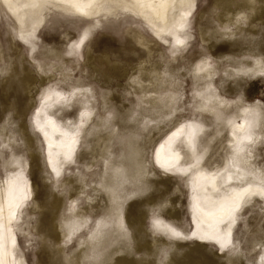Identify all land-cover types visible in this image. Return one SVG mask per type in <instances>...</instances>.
<instances>
[{"label": "rangeland", "instance_id": "rangeland-1", "mask_svg": "<svg viewBox=\"0 0 264 264\" xmlns=\"http://www.w3.org/2000/svg\"><path fill=\"white\" fill-rule=\"evenodd\" d=\"M226 1L233 10L236 3L250 7L246 0H197L187 33L192 37L175 55L139 19L120 16L94 24L82 56H67L69 45L93 21L60 12L47 15L31 52L15 36L13 18L0 8V184L16 167H9L12 156H20L34 187L14 229L17 254L27 264H117L125 255L114 256L121 248L137 264H201L190 256L200 254L207 258L202 264H262V198L244 207L235 246L224 251L213 243L167 237L152 225L154 217L163 216L188 234L194 230L188 178L163 173L153 160V146L177 125L202 119L209 126L206 137L215 139L208 166H221L230 134L223 121L215 122L214 108L222 106L225 116L245 104L264 111V74L254 65L259 61L264 67V15L260 20L249 12L227 15L234 22L222 24ZM204 64L208 68L197 70ZM11 78L31 83L24 94L25 124L4 107ZM208 84L224 100L221 106L199 94ZM46 87L64 97L76 91L63 110L69 120L77 122L84 107L93 111L78 162L63 175L46 165L45 144L32 124ZM133 143L142 152L140 160ZM244 154L248 168L264 177V123ZM121 167L126 175L118 178ZM141 218L142 228L136 227L134 219Z\"/></svg>", "mask_w": 264, "mask_h": 264}, {"label": "bare ground", "instance_id": "bare-ground-1", "mask_svg": "<svg viewBox=\"0 0 264 264\" xmlns=\"http://www.w3.org/2000/svg\"><path fill=\"white\" fill-rule=\"evenodd\" d=\"M246 1L250 3L249 10L239 3L235 4L236 8L233 10V3L226 1L223 18L220 19L222 24L234 22L233 17L227 19V15L237 16L242 12H249L256 20H260L264 15V0ZM196 4L197 0H0V8L14 20L15 36L30 46L31 52L37 47L36 34L49 13L60 12L70 17L92 20L93 25L85 27L79 38L69 45L66 55L73 57L82 56L85 42L94 34V24L99 25L103 19L120 16L139 19L150 29L153 36L169 44L171 54L175 55L186 48L192 37L187 33ZM169 38L172 42H167ZM206 65L208 64L198 66L197 70L208 68ZM254 65H258L257 73L264 74L262 62L256 61ZM142 71L143 69L140 70ZM140 76H143L142 73ZM208 85L207 90L199 94L216 98L215 103L221 106L224 100H219L220 95L212 90L213 85ZM30 86V80L20 78H11L5 84L8 102L4 107L11 114L23 119V124L28 111L25 107L28 104L27 97L24 94ZM53 89L55 88L46 87L42 91V101L33 114L32 124L45 144L46 165L57 175H63L71 164H75L76 160L78 162L79 145L84 128L92 120L93 111L84 107L77 122L69 120L63 115V110L75 98L76 91L72 96L64 97L63 91ZM214 109L215 122L223 121L230 134L224 147L226 152L221 166L214 163L208 166L210 143L215 139L212 136L206 137L209 126L202 119L197 122L188 120L177 125L153 146V160L163 173L188 178L193 232L186 233L163 216L154 217L152 225L156 231L167 237L194 239L201 244L213 243L220 251H224L235 246V228L244 207L258 198L264 200V177L248 168L244 154L249 144L255 142L258 127L261 128L264 123V111L258 105L245 104L238 106L230 116H225L222 106ZM135 145L133 143L131 148L140 160L142 152H137ZM8 163L9 167H16L11 170L6 182L0 184V264H27L17 254L18 240L14 229L21 220L19 212L24 211L26 202L29 198L32 199L34 187L25 176L27 166L22 163L20 156L13 155ZM115 175L118 178L125 177L126 169L121 167ZM140 178L143 180V177ZM117 188V183H114L112 189ZM52 204L56 205L57 201ZM134 224L142 228L143 219H134ZM119 253L125 255L119 257L117 264H137L130 259L131 255L125 248L113 254L116 256ZM190 256L201 264L207 261L203 254ZM110 258L112 260L113 256ZM260 260L264 264V256Z\"/></svg>", "mask_w": 264, "mask_h": 264}]
</instances>
